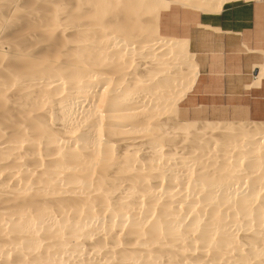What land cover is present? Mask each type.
Masks as SVG:
<instances>
[{
    "label": "bare ground",
    "instance_id": "6f19581e",
    "mask_svg": "<svg viewBox=\"0 0 264 264\" xmlns=\"http://www.w3.org/2000/svg\"><path fill=\"white\" fill-rule=\"evenodd\" d=\"M53 1L0 44V264H264V125L177 118L168 1Z\"/></svg>",
    "mask_w": 264,
    "mask_h": 264
},
{
    "label": "rangeland",
    "instance_id": "374dc122",
    "mask_svg": "<svg viewBox=\"0 0 264 264\" xmlns=\"http://www.w3.org/2000/svg\"><path fill=\"white\" fill-rule=\"evenodd\" d=\"M52 1L0 0V20L5 18L3 22L0 21L2 23L0 25V44L3 46L1 50H8L4 47L7 44L3 39L9 40L12 37L10 33L15 31V27L28 26L29 22H33L32 19L42 21L40 18L47 16ZM167 1L166 7H160L157 10L156 32L160 35L187 39V50L193 53L197 64L196 79L179 102L178 119L195 120L203 124L222 125L227 121H232L241 125H264V77L255 84L250 63L253 56L254 58L258 57L257 59L261 57L259 58V53L253 54L245 51L246 47L260 48L264 51V34L256 35L257 26L248 32L230 35L199 26L196 19L198 13L195 9L180 3L181 1L178 0ZM262 1L264 2V0ZM3 16L4 18H2ZM20 18L23 23H21ZM28 18V23H26ZM259 26H264V24ZM63 30L65 29L63 28ZM69 30H72V27ZM203 32L211 35L212 39L207 41L201 38L200 35ZM29 36L28 39L30 40ZM53 38L56 37L53 36ZM29 40L25 41L26 45L22 41L19 44L21 48L27 47L22 49L23 52L28 49L32 50V43ZM37 47H40V44ZM36 51L34 48L30 53L34 54ZM262 69L264 71V66ZM6 110L5 112L0 111L1 117L5 116L3 113L7 114ZM217 121L221 122L215 123ZM1 125L3 126V124ZM7 126L5 129L8 131Z\"/></svg>",
    "mask_w": 264,
    "mask_h": 264
},
{
    "label": "crops",
    "instance_id": "0c3cea01",
    "mask_svg": "<svg viewBox=\"0 0 264 264\" xmlns=\"http://www.w3.org/2000/svg\"><path fill=\"white\" fill-rule=\"evenodd\" d=\"M192 8L195 9V11H197L198 13L196 19H197V24L199 26L216 30L220 33L229 34V35L245 33L252 30L255 26H257L256 28L258 30L256 35H260L261 33L264 34V26H259L261 24H264V2L262 0H230L224 3L221 6L220 10L215 12H203L197 8L194 7ZM162 36L175 38L171 35H162ZM200 37L207 41L212 39L211 35H209L206 32H203L200 35ZM176 38L185 40L186 44H188L187 39L180 37H176ZM245 51L253 54L259 53L260 55L259 58L261 57L260 59H257L258 57L254 58L253 56V60L252 62H250L251 70L253 71V78H254L253 82L256 84L260 80V78L264 77V73H263L264 71L262 69L264 66V51H262V49L260 48H252V47H246ZM191 54L193 55V53ZM193 60H195V58ZM194 62L196 66V76H197V64L196 61ZM178 108H177V113L179 111ZM182 121H188V120L185 119ZM208 122H213V121H208ZM217 122H221V121H217Z\"/></svg>",
    "mask_w": 264,
    "mask_h": 264
}]
</instances>
